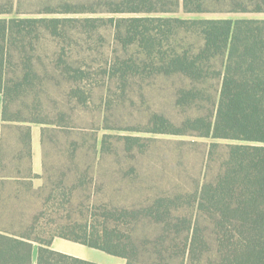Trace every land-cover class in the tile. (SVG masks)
I'll list each match as a JSON object with an SVG mask.
<instances>
[{
  "label": "trees",
  "instance_id": "16d2710c",
  "mask_svg": "<svg viewBox=\"0 0 264 264\" xmlns=\"http://www.w3.org/2000/svg\"><path fill=\"white\" fill-rule=\"evenodd\" d=\"M100 27L111 30L122 51L109 56L112 92L158 74L153 78L168 91L172 112L150 118L147 132L202 140L198 174L183 177L178 148L172 160L187 187L149 198L137 172L153 138L139 136H122L121 154L111 153L107 134L92 150L71 148L50 164L53 128L33 114L17 124L13 148L0 143V264H31L35 245L38 264H97L52 250L56 238L126 264H264V0H0L5 125L19 121L11 116L8 61L28 62V48L47 37L65 42L72 30L91 34ZM129 44L145 49L135 62ZM67 71L80 74L70 77L71 99L85 72ZM101 102L104 111L111 105L108 96ZM31 124L41 127V175L32 167ZM105 171L116 176L117 203L97 190ZM92 185L94 194L83 197L89 204H74ZM54 198L63 204H49Z\"/></svg>",
  "mask_w": 264,
  "mask_h": 264
},
{
  "label": "rangeland",
  "instance_id": "374dc122",
  "mask_svg": "<svg viewBox=\"0 0 264 264\" xmlns=\"http://www.w3.org/2000/svg\"><path fill=\"white\" fill-rule=\"evenodd\" d=\"M85 16L80 15V17ZM98 16L108 18V15ZM177 16L194 19L212 15L178 14ZM84 32L81 28L80 31L72 30L67 34L65 42L58 39L51 40L47 37L35 43L33 47H29L28 57L40 58V64L35 61L36 59L30 61L29 58L28 62L19 58L8 61L5 69L6 80L15 91L11 101V116L19 121L0 125V143L6 144L7 149L13 148L18 136L17 124L23 125L24 122L21 120L31 118L33 114L37 118L46 119L53 128L52 140L47 145L50 164H56L60 157L67 155L66 152H75V149L71 148H80L82 151L92 150L97 143L100 145L107 134L111 153L116 154L122 153L120 144L122 136L153 138L148 142L151 147L146 149L141 159L143 166L137 172L142 181L139 180L143 193L150 198L168 189H180L181 186L186 188L187 183L183 185L179 182L182 170L176 168L172 157L178 148L183 150L181 152L184 155L183 177L190 180L189 177L198 174L195 167H199L201 157L205 152L202 140H195L188 136L148 133L147 124L150 118L165 110L172 112L171 108L165 107L166 99L169 100L166 97L169 94L168 91L159 84V77L153 78L158 74L153 76L147 74L139 80V84L132 83L124 90L114 88L112 92L110 88L112 84L109 80V65L112 59L109 56L122 52L121 46L116 48L113 44L109 28L100 27L97 32L91 34ZM144 50L132 44L127 47L129 57L134 58V62L137 57L140 58L143 55ZM160 50L167 52L169 48L164 46ZM69 66L74 68L80 66L85 72L77 84L80 94L72 95L71 99L68 89L70 77L80 76V74L68 72ZM26 67L28 70L25 71ZM140 67L143 69V65ZM121 68L123 66L118 67V69ZM119 75L120 73L117 76ZM25 76L27 77L24 78ZM105 96L110 98L111 105L104 111L105 107L101 99ZM103 111L105 122H102ZM61 116H64L63 119ZM194 141L199 142L198 145L193 143L191 145ZM58 174L59 172L52 171L57 181L60 179ZM104 174L105 179L101 184L96 185L97 190L104 197L112 196L114 202L117 203L122 195L118 196L119 194L116 193L118 189L116 176L112 171H105ZM92 187L93 185L88 187L89 191L86 193L79 192L82 200L75 201L74 204H89V201L83 197L88 198L90 193L94 194ZM59 198H54L49 204H63ZM90 251L101 254L117 262L116 264L124 262L122 258L104 252Z\"/></svg>",
  "mask_w": 264,
  "mask_h": 264
},
{
  "label": "crops",
  "instance_id": "0c3cea01",
  "mask_svg": "<svg viewBox=\"0 0 264 264\" xmlns=\"http://www.w3.org/2000/svg\"><path fill=\"white\" fill-rule=\"evenodd\" d=\"M4 105L5 100L2 93H0V125H5L6 122L4 121ZM32 129V156H33V172L36 175L42 174V161H43V153H42V144H41V127L36 124H31ZM35 186H40L42 184L41 181L34 180ZM51 249L60 253H64L82 260L94 262L97 264H113L117 263L114 261L105 258L101 254H96L93 251H99L78 243H74L65 239L56 238L52 245ZM90 249V250H89ZM38 250L39 246L35 245L32 253V263L31 264H38ZM102 252V251H100ZM101 255V256H100ZM96 258L97 260L93 259ZM123 263L126 264V261L123 259Z\"/></svg>",
  "mask_w": 264,
  "mask_h": 264
}]
</instances>
